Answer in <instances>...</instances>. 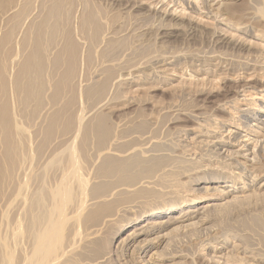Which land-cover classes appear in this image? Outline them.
<instances>
[{"label":"rangeland","instance_id":"obj_1","mask_svg":"<svg viewBox=\"0 0 264 264\" xmlns=\"http://www.w3.org/2000/svg\"><path fill=\"white\" fill-rule=\"evenodd\" d=\"M10 1L13 0H0V41H3L2 38L5 36L2 34H5L7 32H5V30L9 29L8 23L9 20H11L12 14L8 20L7 15L14 12V10H6L9 5L12 4ZM18 1L22 2V0ZM27 1L29 0H26V2ZM30 1L32 2V6H30L31 3L28 2L29 5L26 3V9L32 12L30 13L29 11V14L26 10V12L22 13V15H24L21 16L20 19L22 17L24 19L22 18L21 22L19 19V24L17 23L13 28L14 33L12 32L13 30L10 32L12 38L9 37L8 42L5 44L6 46L4 44V47L1 45V51L6 50L4 48L7 47V51L0 52L2 55H5V52H7L4 57L9 66L6 65L8 68L5 69V72H7L4 73V76H8L6 80L9 83L10 79L14 76L13 72H17L20 67L19 64L26 55L25 52L27 48L24 50L22 47L23 41L21 40L25 34L24 31H27L26 29H28L29 23L38 19L33 16H37V14L39 16L41 13L39 7L42 6L40 4H42L43 0ZM68 1L65 2L66 4L64 3V7H66L65 10L68 9L71 11H69L70 14L67 13L68 10L66 11V17L68 15L72 17L70 18L68 16L66 18L69 20L67 23H70L68 25L66 24V29L69 33L71 31L70 35L74 38L70 41L72 42L71 45L73 46V43H76L78 47L74 45L77 52L75 56V58L77 57L76 65L77 63L78 65H75L76 67L74 68L77 70L74 69L75 72L73 71L70 80L78 85L75 84V87L72 85L74 89H72L73 87L71 86L72 88L70 87L69 91H67L68 88L65 90L66 92H62V96L60 95L58 98L59 101L57 100V104L55 103L57 106L55 104L51 105L46 101V107V102H43L45 105L42 106L44 107L38 108L41 110L37 109L38 112L32 113L33 117L32 114H30V118H28L30 115L26 117L21 116L19 105L15 100V93L10 90L11 84H9L8 89L6 87V94L4 92L8 97L6 98L4 95V98H2L3 96L1 97L4 100L0 98V104L5 105V107H7L6 109H8L6 110L8 117V137L10 138L8 139L9 148H11L9 149L10 151L4 155L7 159H5L4 156L2 158L1 154L3 153H0V158L2 160L0 161V252L2 254H0L1 256L4 255L0 258V263L4 257H6V251L10 249L12 252L14 251L13 264H18L20 259H22L20 264H24L23 260H25L27 255L32 251V243L34 241L32 234L43 226V222H41L40 226L39 224L35 225L34 217H37V213L41 215L44 211L46 212L44 209L50 211L53 207L52 203L54 202L50 195L51 190L59 184L63 173H65L64 170L66 166H64L63 162H65L66 155L64 149L66 150L67 147L73 145V142L74 146L78 143L74 139L77 138L76 140L79 141V136H81L79 133L82 132L81 128L92 119V115L94 118L97 114L107 113V116L110 117H108V119L112 122V125L113 123L114 125L118 124L115 127L117 131L114 128L115 134L120 135L122 133L111 141L109 145L110 148L114 146L113 144L118 145L119 140L120 143L124 141L122 143L124 146L122 144H119L120 146L116 145L118 148L122 147L123 149H129L132 144L131 147L137 145L136 147L140 149L143 148L147 150L149 148L148 150L150 153L147 150L148 153L146 154H151L152 156L155 154L157 156V154L160 153L159 157L166 155L168 159L166 156L163 157L166 159V163L169 165L171 164V166L168 168L167 165L165 166V163L162 167L164 171L162 168H159L160 171L162 170L161 172H159L158 169L154 171L156 174H151L152 176L154 174L153 178L150 176L151 180L149 177L144 178L145 176H139V178H142H140L142 182H138L140 180L138 178V181L136 180L138 184H136L135 181L134 183L136 186L133 184L131 185L133 187L130 189L128 188L130 186L126 187L127 185H123L122 187L121 185H118L119 187L114 186L111 188L112 191L111 189L109 190L112 194L109 192L106 193L110 194V197L108 195L103 197V199L100 198L101 201L99 199H97L98 201L96 199L89 200L90 198L87 196L84 208H82V210L80 209L79 212L77 211L78 189H76L75 184H72L71 187H74L72 189L76 190H72V193L75 192L68 202L70 205L67 204L65 210V215L68 212H70V214L68 213L66 215L67 217L65 216V224H63L64 226L61 232L63 235L66 234V237L64 235L66 243L63 242V246L59 249L60 252L56 259L57 263L55 264H63L61 263L64 261L63 257L65 258L64 264L68 261V264H264V38H262L264 37V0H192L191 2L183 0H86V5L90 6L91 4V7L93 6L97 11L99 23L101 22V25L104 24L103 27L106 26L104 27L105 30L103 29V33H101V39L98 38L99 40H96L97 42L94 41V43L86 38L87 34L84 32L83 28L81 29V27H79L81 26L79 25L81 14L84 13L82 12L84 11L83 8L86 7L84 0ZM38 3H40V6ZM66 5H68V7ZM98 7L104 12H99ZM37 9L40 13H37ZM5 11L7 12L6 14ZM25 13H28L26 14L28 18L24 17ZM30 19L32 22H30ZM27 24L28 26H26ZM257 32L261 34V36L255 37L254 34H257ZM72 36H69L70 40ZM105 38H109L112 41L118 38L120 41L115 40L116 43L124 41L125 44L120 45L119 43L116 49L118 50L119 47L120 49L117 52L115 50V53H113L114 55H111L113 57L110 55L107 57L104 53L101 54V56H103L101 57L99 54L106 48L107 43L111 41ZM87 40L90 41L92 45L88 43ZM58 46L59 44L54 45L55 48L50 46L52 50L49 47L50 49L47 50L49 55L48 58L54 56V51L56 48L58 49L60 47ZM24 47L26 46L24 45ZM89 47L94 51L91 50L90 52ZM87 49H89L88 55L90 57L86 54ZM86 56L89 57L90 60H86ZM85 61H89V63ZM110 66L114 69L111 70ZM107 67L111 72L106 69ZM101 70L105 71V73ZM106 70L109 73L113 72V77H116L113 78L110 76L111 80L109 79V82H113L108 84V90L104 94L107 95L103 96L105 100L103 98L100 101L98 99L95 100L96 103L99 102L97 106L94 105L93 99L92 101L91 99L89 100V98H87L89 101L86 99L85 95H83V90L86 86L93 85L94 80L97 82L99 78L101 79L108 73ZM143 74L145 75L143 76ZM48 77L47 83L49 84H46L48 87L45 89L46 97H49L50 93L48 94V92H51V84L54 82V77L52 78L53 80L51 79L52 76L49 75ZM72 78L74 79L72 80ZM50 79L52 82H49ZM123 81H125V83ZM72 82H70V85L73 84ZM85 84L87 85L85 86ZM117 85L123 87L118 86L117 88ZM76 86L77 89H75ZM64 93L68 96L70 94L69 97L67 96V100L68 98L72 100V102L70 101L68 103V110H66L68 115H70L68 117L70 121H68L71 124L72 122L73 124L77 122L76 124L78 126L74 125L72 126V130L70 128V130H66V132H64L65 130L61 132L58 128H56V130L53 129V134L48 136L50 143H52L49 144L48 141L45 146L47 149L44 148L42 152H39V140L44 134L42 129L45 127L43 128V125L46 124L44 121L48 122L47 114L49 112L52 113L55 110L61 109L67 102ZM71 95L73 97H71ZM119 96L122 97L120 98ZM8 98L9 100H7ZM46 99L48 100V98ZM1 101L6 102L4 104L1 103ZM59 104H61V108H58V106L60 107ZM79 116H81V118H78ZM42 118L44 119L42 120ZM140 119L141 121H139ZM124 120H130L132 124L130 121L129 123ZM138 121L149 122L146 124V127L147 125L149 127L146 130L144 129L145 131L142 129L141 134L138 133L139 130L134 129ZM82 122H85L84 125ZM124 124L128 125L130 128H128V126L126 128ZM120 125V129L117 128V126L119 127ZM75 126L77 127L74 128ZM212 126L214 128H212ZM122 127L125 128V130H123ZM131 127H133V130H131ZM230 128L233 132H230ZM73 129L75 133H71ZM127 129L130 130L129 132L133 131L134 133H129ZM200 130L202 133H209H205L206 136L200 140L192 137L194 133ZM42 131L43 133L41 134ZM67 131L70 132L72 136L68 135L69 133L67 134ZM139 132H141V130ZM73 134L75 135L74 139ZM63 136L65 138H69L70 136L71 139L69 138L63 141ZM147 137L149 138L147 139L148 141L146 140ZM242 137H248L251 143H249L250 145L247 147L249 151L242 150L246 149V147L241 146L242 153L241 151L238 153L236 144H239L238 141L241 140ZM56 139H58L59 143ZM72 139L74 141H72ZM221 139L224 141L223 144L226 143L225 145L218 143L221 142ZM115 141L117 142L114 143ZM64 142L66 144L63 145L62 143ZM124 143L127 144L125 145ZM155 143H157V145H155ZM53 144L60 146V148L57 147V150L54 148L56 146ZM59 144L63 146L61 147ZM67 144L68 146H65ZM254 144H256L255 147ZM150 146L152 148H150ZM154 146L155 148H153ZM1 148L2 144L0 146V152ZM53 148L56 150H54V153H51ZM59 150L62 152L60 151L59 153ZM232 150L234 152H232ZM10 152H13V154L10 155ZM49 152L52 155H56L55 153H57V156L59 154L60 157L64 154V159L61 157L63 160L59 158L61 162L58 160V164L56 163L55 167L54 165L53 167L48 165V167L47 162L48 160L50 161L52 157ZM113 152L117 153L116 150L111 151V153ZM245 152L247 153L246 156ZM40 154H42L43 157ZM45 155L50 157H45ZM93 157L96 160H92ZM173 157L174 160H172ZM45 158L47 159L45 160ZM169 158L172 163L176 160L174 163L176 167H174V164L172 165ZM178 158L182 159V164L181 160ZM99 160L100 157H97L93 153L90 164L92 162L94 163L91 165H89L88 161L87 164V162L80 160V166L83 165V163L85 165V167L84 165L81 167L83 169L81 171L84 172L86 169V174L88 176L83 172L82 174H84V176L86 175L85 178L89 181V184L97 180L94 175L95 166L98 164ZM167 160H169L170 163L169 161L167 162ZM185 163L186 165L184 166L183 164ZM61 166H64V170H62L63 168ZM86 166H89L91 169ZM178 166L180 170H178ZM218 166L219 168H217ZM228 169L231 172H229ZM168 170L170 172H168ZM172 170H174L175 173L173 174L175 175H171L173 172ZM158 175L160 177L162 176L161 179ZM237 175L240 176L238 177ZM166 176H168V178ZM174 177L175 180H173ZM56 180H58V182ZM211 180H217L219 182H210ZM148 181L149 184L147 183ZM28 185H30V187H28ZM137 185L139 187L142 186L141 189ZM228 185H232L233 190L226 195L227 193L224 192V187L227 189L230 188ZM205 186L211 190H206ZM42 187H44L43 190ZM137 187L138 189H136ZM45 188H47L46 192L48 191L45 193V196H49L43 197L42 194H44ZM120 189L122 192L118 194L117 192L121 191ZM125 189L126 191L129 190L130 194L134 193L135 195H129V192L124 194L126 193L123 192ZM134 189L137 193L133 192ZM138 190L140 191L139 193ZM34 192H39L38 194L36 193L37 198L39 194L42 196V199H40L41 202L38 200L35 203L37 198L33 199L36 197L33 195ZM40 192H42V194ZM114 192L115 194H113ZM115 195L116 197H114ZM118 195H124L122 198L126 197L122 199ZM128 195L130 198H128ZM198 196H206L208 199L201 200V202L197 201V203H191L190 205L193 206L189 207L192 210L194 209L193 211L190 208L186 209V212L191 213L190 216L192 217V219H190L191 224H187V227L184 225H182V227H180L181 225H171L167 228H163L162 222L165 223L167 217L151 219L144 217V220H141L139 223L131 222L135 218L142 217V215L149 210L162 206L164 202H171L173 208L175 207L177 210L170 214L174 213L176 215V213L185 209L184 207H187V205L184 204L192 202V200H195ZM130 199L132 202H129ZM102 200L106 201L103 202ZM90 201L92 203L94 202V205H97L94 207L92 206V208L88 207V205H93ZM48 202L50 203L47 204ZM127 202H129V204ZM27 205H29V207ZM30 206L31 208L34 207V212H31ZM37 206H39V208L41 206V208L39 209ZM202 206L204 207L202 208ZM189 210L191 212H189ZM72 211H74L73 215ZM200 211L203 212L201 213ZM28 216L34 219L31 220ZM27 218L29 220H27ZM30 220L32 222H30ZM141 223L152 224L157 228L155 234L149 235V238L162 235L161 238H158L162 242L158 241L160 243L157 242L153 247L147 248L144 246V242L139 243L142 241V238H146L144 236L138 237L133 243H131L129 239H126L127 236L128 238L130 237V232L138 226V224L141 225ZM192 223L194 225H192ZM196 223L197 225H195ZM30 227L33 228L31 229ZM30 229L31 231H29ZM33 229L36 230L33 231ZM26 231L29 232L27 233ZM91 231L96 233L93 234ZM87 233H89L88 237L85 236ZM30 237H32V239ZM18 238L20 239L19 243L16 242ZM65 244H67L66 248L64 247ZM13 245L15 247H13Z\"/></svg>","mask_w":264,"mask_h":264},{"label":"bare ground","instance_id":"obj_2","mask_svg":"<svg viewBox=\"0 0 264 264\" xmlns=\"http://www.w3.org/2000/svg\"><path fill=\"white\" fill-rule=\"evenodd\" d=\"M21 1V0H20ZM33 1V0H32ZM40 1V0H39ZM42 1V0H41ZM68 1V0H67ZM66 0H43V2H42V4H40V3H38V5L40 4V5H42V6H37V7H39V10H41V13L39 12V10L37 11V13H40L39 14V16H38V14H37V16L35 15V16H33L34 18L36 17V18H38L37 20H33L32 18V20L34 21V22H32V20L30 19V22H32V23H29L30 25L28 26V24L26 25V26H28L27 28L28 29H26L27 31H24V35H23V38L21 39L23 42V48H24V50H25V48H27V51L25 52L26 53V55L24 56V59H23V57H22V59H23V61L19 64V68H18V70H17V72L15 73V72H13L14 73V76L12 77V79H10V83L9 82H7V80H6V78L8 77H6V76H4L5 74L4 73H6L5 72V69H7L8 67H6V65H8L9 66V64H7L8 62H7V60H6V58L4 57L6 54H7V52H5L6 54L5 55H2V53L1 52H4V51H7V47L6 48H4V49H6V50H4V51H1V49H2V46L1 45H5L6 44V42H8V39H9V37H11L10 36V32L13 30V28L17 25V23H18V21H19V19H20V17L21 16H23L22 15V13H24V12H26V8H27V4L26 3H28V2H30L31 4H30V6H32V2L29 0V1H27L26 2V0H22V2H19L18 0H13V1H10V2H12V4H10L9 5V7L6 9V10H8V11H10V10H14V12H12V13H10V14H8L7 15V20L9 19V17H10V15H11V20H9V23L7 22V20H6V22L8 23V25H9V27H8V25H7V27L9 28L8 30H5V34L3 33L2 35L4 36V38H2L3 39V41H0V98L2 97V98H4V95L6 94V87H7V89L9 88V84H11V91L12 92H14L15 93V100L17 101V104L19 105V109H20V113H21V116H27V115H30V114H32V113H35V112H38L37 111V109L38 108H42V107H44V106H42V105H45V104H43V102H46V101H48L51 105H54L56 102H57V100L59 101V96L61 95L62 96V92H66L65 90H67L68 88V90L67 91H69L70 90V87L73 85L74 87H75V84L76 83H74V82H72L71 80H70V77H71V75H72V73H73V71H74V67H76L77 65H78V63H77V65H76V58H75V56H76V54H77V52H76V43H73L76 47H74V45L72 46L71 45V43L72 42H70V41H72V39H74L73 38V36L72 35H70V33H71V31H70V33H69V31L67 32V29H66V27H67V25L68 24H70V23H67V22H69V20L68 19H66L68 16L70 17V15H68L67 17H66V15H67V13L68 14H70L69 13V11H71V10H65L66 9V7H64V3L65 2H67ZM86 0H84V3H85V6H83V7H85V8H83L84 9V11H82V12H84L83 14H81V17H80V20H79V25H81V26H79V27H81V29L83 28V30H84V32L87 34V37L86 38H88L89 40H91V42L92 43H94V41H96V40H99V39H101V33H103V29L105 30V28L104 27H106V26H104L103 27V25L104 24H100L99 23V18H97V16H98V14H97V11L94 9V7L92 6L91 7V4H90V6L88 7L86 4V2H85ZM183 1H192V0H183ZM194 1H197V0H194ZM193 1V2H194ZM200 1V0H199ZM68 2H72L71 0H69ZM88 2V1H87ZM204 2V1H203ZM212 2V1H211ZM34 3V2H33ZM224 3V2H223ZM66 4V3H65ZM186 4V3H185ZM197 4V3H196ZM28 5H29V3H28ZM73 5V4H72ZM71 5V6H72ZM180 5V4H179ZM191 5V4H190ZM67 7H68V5H66ZM187 6V5H186ZM42 7V8H41ZM73 7V6H72ZM96 7V6H95ZM41 8V9H40ZM97 8V7H96ZM173 8V7H172ZM179 8V7H178ZM194 8V7H193ZM203 8V7H202ZM28 9H31V8H28ZM70 9V8H69ZM98 11L100 12V11H102L99 7H98ZM181 10V9H180ZM192 10V9H191ZM29 11H30V13L32 12L31 10H27V12L29 13ZM34 11V10H33ZM66 11H67V13H66ZM178 11V10H177ZM102 12H104V11H102ZM7 12L5 11V14H6ZM28 13H25V16L24 17H27L28 18V16L26 15V14H28ZM29 13V14H30ZM35 14V13H34ZM101 14V13H100ZM206 14V13H205ZM264 14V13H263ZM72 15V14H71ZM103 15V14H102ZM194 15V14H193ZM32 16V15H31ZM72 17V16H71ZM70 17V18H71ZM196 17V16H195ZM212 17V16H211ZM23 18V17H22ZM22 18L20 19V22H21V20H22ZM102 18V17H101ZM24 19V18H23ZM29 21V20H28ZM19 24V23H18ZM67 24V25H66ZM102 26V30H101V26ZM25 26V27H26ZM6 27V28H7ZM241 28V27H240ZM16 29V28H15ZM24 29V28H23ZM71 29V28H70ZM238 29H239V27H238ZM245 29V28H244ZM25 30V29H24ZM68 30H69V28H68ZM13 33H14V30L12 31ZM82 32V31H81ZM83 32V33H84ZM105 32V31H104ZM69 33V34H68ZM84 33V34H85ZM111 33V32H110ZM105 34V33H104ZM114 34V33H113ZM13 35V34H12ZM72 36V38H71V40H70V37L69 36ZM106 35V34H105ZM105 35H104V37H105ZM255 35V37H259V36H261V34H259L258 32H257V34L255 33L254 34ZM263 36V35H262ZM12 38V37H11ZM99 38V39H98ZM262 38H264V37H262ZM106 39V38H105ZM104 39V40H105ZM109 39V38H108ZM108 39H106V40H108ZM113 39V38H112ZM121 39V38H120ZM258 39V38H257ZM109 40H111V39H109ZM114 40V39H113ZM116 41H120V40H118V38H116L115 39ZM114 40V41H115ZM88 41V40H87ZM114 41H107L108 43H107V46H106V48H102L103 49V51L99 54L100 56H101V54L102 53H104V55H106L107 57H108V55H114L113 53H115V50H116V52L117 51H119V49H120V47H119V49L117 50L116 48H118V46H119V43L120 42H118V43H116V41L114 42ZM122 41V40H121ZM21 42V41H20ZM74 42H75V40H74ZM97 42V41H96ZM98 42H100V41H98ZM106 42V41H105ZM88 43H90V41H88ZM87 43V44H88ZM101 43V42H100ZM99 43V44H100ZM59 44V48L57 49L56 48V52L54 51V56H52V57H50V58H48V53H47V50L48 49H50L51 47L50 46H52V47H54V45H58ZM91 44V43H90ZM122 44H125L124 43V41H122L121 43H120V45H122ZM4 45H3V47H4ZM24 45L26 46V47H24ZM92 45V44H91ZM93 45H95V44H93ZM6 46V45H5ZM104 46V47H105ZM21 47V48H22ZM50 47V48H49ZM57 47V46H56ZM92 47V46H91ZM122 47V46H121ZM55 48V47H54ZM78 48V47H77ZM90 48V47H89ZM93 48V47H92ZM92 48H90V50L89 49H87V55H88V50L91 52V50L92 51H94ZM101 49V48H100ZM51 50H52V48H51ZM77 51H78V49H77ZM24 53V54H25ZM50 53H51V51H50ZM94 53V52H93ZM53 54V53H52ZM91 55V54H90ZM93 55V54H92ZM116 55V54H115ZM172 55H174V54H172ZM196 55V54H195ZM78 56V55H77ZM89 56V55H88ZM99 56V57H100ZM110 56H109V60H110ZM87 57V56H86ZM90 57V56H89ZM89 57H87L86 58V60H90L89 59ZM101 57H103V56H101ZM100 57V58H101ZM106 57V58H107ZM111 57H113V56H111ZM161 57V56H160ZM175 57V56H174ZM193 57H194V55H193ZM92 58H93V56H92ZM171 58V57H170ZM179 58V57H178ZM200 58V57H199ZM203 58V57H202ZM21 59V60H22ZM101 59H103V58H101ZM156 59V58H155ZM209 59V58H208ZM6 60V61H5ZM17 60V59H16ZM20 60V61H21ZM107 60V59H106ZM163 60V59H162ZM180 60V59H179ZM19 61V62H20ZM92 61V60H91ZM103 61V60H102ZM108 61V60H107ZM185 61V60H184ZM7 62V63H6ZM16 62V61H15ZM78 62V61H77ZM86 62V61H85ZM104 62H105V60H104ZM148 62V61H147ZM169 62V61H168ZM167 62V63H168ZM171 62V61H170ZM182 62V61H181ZM191 62V61H190ZM205 62V61H204ZM86 63H89V61H87ZM155 64V63H154ZM166 64V63H165ZM174 64V63H173ZM204 64V63H203ZM208 64V63H207ZM76 65V66H75ZM168 65V64H167ZM107 66V65H106ZM113 66V65H112ZM109 67V66H108ZM108 67L106 68V69H108ZM156 67H158V66H156ZM161 67V66H160ZM204 67V66H203ZM168 68V67H167ZM198 68V67H197ZM105 69V68H104ZM103 69V70H104ZM110 69L111 70H113L112 69V67L110 66ZM110 69H108V70H110ZM150 69V68H149ZM154 69V68H153ZM9 70H10V67H9ZM75 70H77V69H75ZM99 70V69H98ZM103 70H101V71H103ZM111 70H110V72H111ZM139 70V69H138ZM157 70V69H156ZM159 70V69H158ZM204 70V69H203ZM206 70V69H205ZM16 71V70H15ZM107 71V70H106ZM140 71V70H139ZM162 71V70H161ZM167 71V70H166ZM75 72V71H74ZM104 73H105V71H103ZM108 72V71H107ZM153 72V71H152ZM200 72V71H199ZM77 73V72H76ZM113 73V72H112ZM112 73H106L101 79L99 78V80L96 82L95 80V83H94V81H93V85H90V86H86L87 84H85V89L83 90V95H85V97H86V99L87 98H89V100L91 99V101H92V99H93V101H94V105H97L98 103H96V99H98L99 101L103 98L104 99V97L103 96H106V95H104L106 92H107V90H108V84H110V83H112L111 81L109 82V79L111 80V78H110V76L111 77H113V75H112ZM212 73V72H211ZM75 74V73H74ZM147 74V73H146ZM162 74V73H161ZM164 74V73H163ZM197 74V73H196ZM52 76L51 77V79L54 77V82L51 84L52 85V88L50 89L51 90V92H48V94H49V97H46V94H45V89L48 87V85L46 86V84H49V83H47V78H49L48 76ZM101 75H102V73H101ZM117 75V74H116ZM145 74H143V76H144ZM156 75V74H155ZM10 76H12V75H10ZM55 76H56V78H55ZM151 76V75H150ZM166 76V75H165ZM74 77H75V75H74ZM114 77H116V76H114ZM113 77V78H114ZM140 77V76H139ZM11 78V77H10ZM151 78V77H150ZM50 79V81L49 82H52V80ZM74 78H72V80H73ZM122 79H125V78H122ZM138 79V78H137ZM144 79H145V77H144ZM143 79V80H144ZM84 80V79H83ZM112 80H114V79H112ZM119 80V79H118ZM133 80V79H132ZM131 80V81H132ZM136 80V79H135ZM146 80H147V78H146ZM145 80V81H146ZM149 80V79H148ZM157 80V79H156ZM9 81V80H8ZM75 81V80H74ZM70 82H72L73 84H71L70 85ZM124 83H125V81H123ZM8 83V84H7ZM118 83H120V82H118ZM130 83V82H129ZM132 83V82H131ZM8 85V86H7ZM76 85H78V84H76ZM112 85V84H111ZM122 85H125V84H122ZM72 86V87H73ZM118 86H120V85H117V88H118ZM126 86V85H125ZM71 87V88H72ZM74 87L72 88V89H74ZM110 87V86H109ZM120 87H123V86H120ZM83 88V87H82ZM75 89H77V86H76V88ZM121 90V89H120ZM78 91V90H77ZM77 91H75V92H77ZM4 92H5V94H4ZM47 92V91H46ZM117 92V91H116ZM73 93H74V90H73ZM82 93V92H81ZM80 93V94H81ZM65 95H66V93H64ZM67 94H68V92H67ZM263 94V93H262ZM12 95H13V93H12ZM73 95V94H72ZM71 95V97H73ZM75 95V94H74ZM67 96L68 95H66V100H67ZM69 96H70V94H69ZM68 96V97H69ZM117 96H118V94H117ZM5 97L7 98L8 96H6L5 95ZM84 97V96H83ZM111 97H113V96H111ZM115 97V96H114ZM120 97V96H119ZM119 97H117V98H119ZM122 97V96H121ZM120 97V98H121ZM261 97V96H260ZM1 98V99H2ZM13 98V97H12ZM46 98H48V100L46 99ZM61 98V97H60ZM116 98V97H115ZM114 98V99H115ZM252 98V97H251ZM13 99V100H14ZM84 99V98H83ZM85 99V100H86ZM2 100H4V99H2ZM7 100H9V98L7 99ZM6 100V101H7ZM45 100V101H44ZM88 100V99H87ZM88 100V101H89ZM105 100V99H104ZM112 100H113V98H112ZM5 101V102H6ZM64 101H65V99H64ZM72 102V100H71V98H68V100H67V102L64 104V106H63V104H62V108H61V104H59L60 105V107L58 106V108H61V109H58V110H55V109H52V110H55L54 112H52V113H48L47 115H48V122H46V121H44V123H46V124H44L43 125V128L44 129H42L43 131H44V134H43V136H42V138L39 140V142H40V146H39V152L41 151H43L44 150V148H46L47 149V147H45L46 146V144L48 143V141L50 140V139H48L49 137V135L50 134H53L52 133V131L54 132V130H56V128H58V130H61V132H62V130L64 131V132H66V130H70V128H71V130H72V126H74V125H77L76 123L75 124H73V122H72V124L71 123H69V116L70 115H68V113H67V111L66 110H68V103L69 102ZM90 101V102H91ZM110 101V100H109ZM115 101V100H114ZM119 101V100H118ZM5 102H3V101H1V103H4L5 104ZM107 102V101H106ZM93 103V102H92ZM101 103V102H100ZM57 104V103H56ZM55 104V105H56ZM90 104V103H89ZM259 104V103H258ZM7 105V104H6ZM250 105V104H249ZM57 106V105H56ZM98 106V105H97ZM46 107H47V102H46ZM50 107H52V106H50ZM92 107V106H91ZM104 107V106H103ZM250 107V106H249ZM252 107H254V106H252ZM7 107H5V105H2V104H0V135H1V143H0V146H1V144H2V148H1V152L0 153H3V154H1L2 155V158H3V156L4 155H6L7 153H8V151H10L9 149H11V148H9L10 146H9V137H8V117H7V111L6 110H8V109H6ZM90 108V107H89ZM95 108V107H94ZM116 108V107H115ZM248 108V107H247ZM260 108V107H259ZM48 109H50V108H48ZM92 109V108H91ZM113 109V108H112ZM262 109V108H261ZM38 110H41V109H38ZM52 110H50V111H52ZM89 110V109H88ZM115 110V109H114ZM118 110V109H117ZM242 110V109H241ZM255 110V109H254ZM42 111H43V109H42ZM252 111H253V109H252ZM100 112V111H99ZM39 113H40V111H39ZM38 114V113H37ZM43 114V113H42ZM46 114V113H45ZM74 114V113H73ZM255 114V113H254ZM35 115V114H34ZM40 116V115H39ZM73 116V115H72ZM31 117V115L28 117V118H30ZM32 117H33V114H32ZM36 117V116H35ZM38 117V116H37ZM41 117H42V115H41ZM108 117L109 116H107V113H101V114H97L94 118H93V115H92V119L89 121V122H87L85 125H84V123H83V128H81V127H79V128H81L82 129V132L81 133H79V135H81V136H79V141H77L76 139H74L75 138V135H74V137H73V139L76 141V142H78V143H76L75 144V146H74V142H73V145H71V146H69V147H67L66 148V150L64 149V151H65V155L64 154H62L61 155V157L64 159V156L66 157L65 158V162H63L64 163V166H66V168H65V170H64V166H61L63 169L62 170H64L65 171V173H63V176H62V178H61V180H60V182H59V184L53 189V190H51V193H50V195H51V198H52V200H53V202L54 203H52L53 204V207L50 209V211H47V209H44V210H46V212L44 211L43 213H41V215H38V213H37V210H36V213H37V217H34L35 218V225H38L39 224V226H40V224H41V222H43V226H41L40 228L41 229H39L38 231H35V233H33L32 234V236L34 237V241H33V246H32V251H31V253L30 254H26L27 255V257L25 258V260H23L24 261V264H55V263H57L56 262V259H57V256H58V254H59V252H60V250L59 249H61V246H63V242H65V237H66V234H64L65 235V237H64V235L61 233L62 232V228H63V224H65L64 223V220H65V218L67 217L66 215L69 213L70 214V212H68L66 215H65V210H66V207H67V204H69L70 205V203H68L69 201H70V199H71V197H72V194L75 192H73L72 193V190H76V189H78L77 191H78V194H77V200H78V206H77V211L79 212V210L81 209L82 210V208H84V204L86 203L85 202V200H86V198H87V196L90 198L89 200H93V199H99L100 200V198H102L103 199V197H106V196H108L109 195V197H110V194H112L111 193V191H112V189L111 188H113L114 186H120L121 185V187L123 186V185H127L126 187H128V186H130V187H128L129 189L131 188V187H133V186H131V185H135L136 186V184H138L137 183V179L139 178V176H141V177H143V176H145L144 178H146V177H149V179L151 178L150 176H152L151 174L152 173H154V171H156L157 169H158V171L159 172H161L160 171V169L159 168H162L163 166H164V164L166 163V159H164V157L163 156H166V155H163V156H161V157H159V154H157V156L154 154V156H152L151 154L150 155H148V154H146V153H150V151L147 149V148H145V149H147L148 150V152H147V150H144L143 148L142 149H140V148H137L136 146H135V144H134V146L135 147H129V149L127 148V149H123L122 147H120V148H118L117 146L120 144H122L123 142H121L120 143V140H119V144L117 145V144H113L114 146L112 147V148H110L109 147V145H110V143H111V141L115 138V137H118V136H120V135H118V134H115V131H114V128L116 127V125H118V124H115L114 125V123H113V125H112V122L108 119ZM78 118H81V116H79ZM110 118V117H109ZM44 118H42V120H43ZM46 119V118H45ZM77 119V118H76ZM76 119H74L75 121H77ZM260 119H261V117H260ZM264 119V118H263ZM262 119V120H263ZM41 120V119H40ZM47 120V119H46ZM61 120V121H60ZM69 120V121H68ZM74 120H72V121H74ZM131 120V119H130ZM130 120H126V121H130ZM241 120V119H240ZM79 121V120H78ZM125 121V120H124ZM125 121V122H126ZM132 121V120H131ZM130 121V122H131ZM139 121H141V119L139 120ZM138 121V122H139ZM144 121V120H143ZM137 122V124L134 126V129L135 130H141V132H139L138 131V133H142V129L144 130H146L149 126L147 125V127H146V124L147 123H149V122ZM146 121H149V120H146ZM239 121V120H238ZM264 121V120H263ZM43 122V121H42ZM41 122V123H42ZM79 122H81V121H79ZM111 122V123H110ZM122 122V121H121ZM129 122V123H130ZM133 122V121H132ZM132 122H131V124H132ZM135 122V121H134ZM249 123V122H248ZM123 124V123H122ZM121 124V125H122ZM126 124V123H125ZM124 124V125H125ZM128 124V123H127ZM134 124V123H133ZM245 124V123H244ZM255 124V123H254ZM46 125V126H45ZM82 125V124H81ZM121 125L118 127L117 126V128H119L120 129V127H121ZM78 126V125H77ZM77 126H75L74 128H76ZM126 126V128H127V126L128 125H125ZM125 126H123V127H125ZM130 126H132V125H130ZM248 126V125H247ZM251 126V125H250ZM259 126V125H258ZM122 127V128H123ZM146 127V128H145ZM249 127V126H248ZM256 127V126H255ZM121 128V129H122ZM128 128H130L129 126H128ZM132 129L131 130H133V127H131ZM202 128V127H201ZM212 128H214L213 126H212ZM227 128V127H226ZM259 128H261V127H259ZM54 129V130H53ZM209 129V128H208ZM221 129V128H220ZM248 129V128H247ZM76 130V129H75ZM115 130H116V128H115ZM123 130H125V128H123ZM128 130V129H127ZM144 130V131H145ZM191 130V129H190ZM217 130V129H216ZM215 130V131H216ZM223 130V129H222ZM225 130V129H224ZM229 130V129H228ZM43 131L41 132V134L43 133ZM67 131V134L68 135H71L72 136V132H74L75 133V131H74V129H73V131H71V133L70 132H68ZM76 131H78V130H76ZM117 131V130H116ZM130 130H128V132H129ZM143 131V132H144ZM212 131H214V130H212ZM235 131V130H234ZM79 132V131H78ZM133 132V131H132ZM132 132H129V133H132ZM137 132V131H136ZM149 132V131H148ZM227 132H229V131H227ZM230 132H233V131H231V128H230ZM253 132V131H252ZM256 132V131H255ZM119 133V132H118ZM134 133V132H133ZM206 134L207 133H209V132H205ZM205 133H202L201 132V130L199 131V132H197V133H194V136H192V137H194V138H196V139H198V140H200L201 138H204V136H206V134ZM215 133V132H214ZM238 133V132H237ZM77 134V133H76ZM126 134V133H125ZM212 134V133H211ZM222 134V133H221ZM226 134V133H225ZM262 134H263V132H262ZM65 135H66V133H65ZM67 135V136H68ZM130 135H132V134H130ZM238 135H240V134H238ZM51 136V135H50ZM127 136V135H126ZM143 136V135H142ZM237 136V135H236ZM242 136H243V134H242ZM245 136V135H244ZM260 136V135H259ZM59 137V136H58ZM61 137V136H60ZM64 137V136H63ZM77 137V136H76ZM123 137V136H122ZM223 137V136H222ZM221 137V138H222ZM240 137V136H239ZM250 137V136H249ZM9 138V139H8ZM69 138L71 139V137L69 136ZM69 138H65L64 137V140L63 141H65L66 139H69ZM125 138V137H124ZM133 138H135V137H133ZM137 138V137H136ZM152 138V137H151ZM190 138H191V136H190ZM251 138V137H250ZM55 139V138H54ZM72 139V141H74ZM117 139H119V138H117ZM116 139V140H117ZM121 139V138H120ZM139 139V138H138ZM147 139H149L148 137L146 138V140ZM225 139V138H224ZM264 139V138H263ZM57 140V142L59 143V141H58V139H56ZM135 140V139H134ZM203 140V139H202ZM201 140V141H202ZM230 140V139H229ZM257 140V139H256ZM51 141H54V140H51ZM60 141H62V140H60ZM67 141H69V140H67ZM118 141V140H117ZM117 141H115L114 143H116ZM138 141V140H137ZM136 141V142H137ZM148 141V140H147ZM195 141V140H194ZM226 141H227V139H226ZM254 141V140H253ZM264 141V140H263ZM11 142V141H10ZM69 142H71V141H69ZM203 142V141H202ZM214 142V141H213ZM215 142H217V141H215ZM223 140L221 139V142H218V143H220V144H223ZM52 143V142H51ZM50 143V141H49V144H51ZM72 143V142H71ZM70 143V144H71ZM135 143V142H134ZM139 143V142H138ZM137 143V144H138ZM141 143V142H140ZM200 143V142H199ZM238 143L239 144H236V146L238 147V149H237V151H238V153L241 151V153H242V150H248V148L247 147H249V143H251V141L249 140V138L248 137H242V139L241 140H239L238 141ZM256 143V142H255ZM11 144V143H10ZM48 144V145H49ZM56 144V143H55ZM55 144H53V145H55ZM63 145L64 144H66L65 142L64 143H62ZM62 144H59V145H61V147L63 146ZM69 144V143H68ZM68 144L67 145H65V146H68ZM125 144V143H124ZM127 144V143H126ZM125 144V145H126ZM153 144V143H152ZM161 144H163V143H161ZM204 144V143H203ZM209 144V143H208ZM214 144V143H213ZM226 143H224L223 145H225ZM47 145V146H48ZM53 145H51V146H53ZM57 145V144H56ZM55 145V146H56ZM117 145V146H116ZM119 145V146H120ZM123 145V144H122ZM143 145V144H142ZM154 145V144H153ZM155 145H157V143H155ZM160 145V144H159ZM211 145V144H210ZM235 145V144H234ZM255 145L256 144H254V147H255ZM111 146H112V144H111ZM124 146V145H123ZM144 146V145H143ZM246 147V149H242L241 150V148L242 147ZM258 146V145H257ZM54 147V146H53ZM60 148V146H56V147H54V148H56L57 150H58V148ZM159 147V146H158ZM211 147V146H210ZM215 147V146H214ZM236 147V148H237ZM52 149L53 151H51V153H54V150H56V149ZM122 148V149H121ZM150 148H152L151 146H150ZM153 148H155V146L153 147ZM156 148H157V146H156ZM217 148V147H216ZM235 148V149H236ZM251 148V147H250ZM45 149V150H46ZM62 149V148H61ZM92 149V150H91ZM3 150V151H2ZM117 151V153H111V151ZM217 150V149H216ZM231 150V149H230ZM234 150V149H233ZM232 150V152H234ZM50 151V150H49ZM60 151L61 150H59V153H60ZM153 151H155V150H153ZM236 151V152H237ZM249 151V150H248ZM251 151V150H250ZM62 152V151H61ZM151 152H152V149H151ZM219 152H220V150H219ZM229 152V151H228ZM253 152V151H252ZM11 154L10 155H12L13 154V152H10ZM47 153V152H46ZM50 153V152H49ZM48 153V154H49ZM50 153V154H51ZM92 153L93 154H95L97 157H100V160H99V162H98V164H96V166H95V178L97 179L96 180V182H94V183H91V184H89V181L85 178L86 177V169L84 168L85 167V165H84V163H83V165H84V172L83 171H81V170H83L81 167L83 166V165H81L80 166V160H82L83 162H89V165H91L92 163H94V162H92L91 164H90V161H91V158H92ZM153 153V152H152ZM218 153V152H217ZM246 153V152H245ZM56 155H52V157H51V159H50V161L48 160V164H47V166L49 165V166H52L53 167V165H54V167L56 166V163L58 164V160L61 162V160H63L60 156H59V154H58V156H57V153H55ZM232 154H234V153H232ZM237 154V153H236ZM249 154H250V152H249ZM10 155H9V157H10ZM41 156H42V154H40ZM40 155H39V157H40ZM162 155V154H161ZM247 155V153L245 154V156ZM94 156V155H93ZM169 156V155H168ZM5 157V156H4ZM8 157V158H9ZM43 157V156H42ZM45 157H50V156H46L45 155ZM167 157V156H166ZM11 158V157H10ZM59 158H61V160L59 159ZM96 158V157H95ZM182 158V157H181ZM181 158H178V159H180L181 160V164L183 163L182 162V159ZM5 159H7V157H5ZM4 159V160H5ZM39 159H41V158H39ZM44 159V158H43ZM47 158H45V160H46ZM167 159H168V157H167ZM172 159V158H171ZM176 159H177V157H176ZM230 159V158H229ZM44 160V161H45ZM92 160H96V159H94V157H93V159ZM169 160H170V158H169ZM169 160H167V162L169 161ZM172 160H174V157H173V159ZM180 160H179V163H180ZM254 160V159H253ZM0 161H2L1 160V158H0ZM171 161V160H170ZM170 161H169V163H170ZM185 161V160H184ZM42 162H43V160H42ZM88 162H87V164H88ZM96 162V161H95ZM175 162H176V160H175ZM174 162V163H175ZM177 162H178V160H177ZM186 162V161H185ZM227 162V161H226ZM171 163H172V161H171ZM174 163H172V165L174 164ZM242 163H244V162H242ZM2 164V163H1ZM46 164V163H45ZM176 164H178V163H176ZM95 165V164H94ZM168 166V168L171 166V164L169 165V164H165V166ZM184 166L186 165V163L185 164H183ZM188 165H189V163H188ZM48 166V167H49ZM60 166V165H59ZM179 166H180V164H179ZM179 166L177 167L178 168V170H180L179 169ZM208 166V165H207ZM225 166V165H224ZM230 166V165H229ZM47 167V168H48ZM51 167V168H52ZM87 168H89V166H86ZM92 167V166H91ZM174 167H176L175 166V164H174ZM182 167V166H181ZM215 167V166H214ZM228 167V166H227ZM231 167V166H230ZM217 168H219V166L217 167ZM222 168V167H221ZM224 168H226V167H224ZM49 169V168H48ZM89 169H91V168H89ZM94 169V168H93ZM163 169V168H162ZM183 169V168H182ZM170 170V169H169ZM168 170V172H170ZM206 170V169H205ZM217 170V169H216ZM223 170V169H222ZM240 170V169H239ZM61 171V170H60ZM163 171H164V169H163ZM173 171V172H172ZM171 172V175L173 174V173H175L174 172V170H172ZM225 171V170H224ZM228 171L229 172H231L229 169H228ZM82 172L84 173V174H86L85 176H84V174H82ZM159 172H157V173H159ZM167 172V171H166ZM221 172V171H220ZM228 172V173H229ZM242 172V171H241ZM240 172V173H241ZM88 173H89V171H88ZM94 173V172H93ZM164 173V172H163ZM162 173V174H163ZM210 173V172H209ZM225 173V172H224ZM92 174V173H91ZM154 174H156V173H154ZM154 174H153V176H152V178L154 177ZM29 175V174H28ZM161 175V174H160ZM173 175H175V174H173ZM230 175V174H229ZM88 176V175H87ZM93 176V177H94ZM159 176V175H158ZM170 176V175H169ZM202 176V175H201ZM235 176V175H234ZM238 176V175H237ZM240 176V175H239ZM238 176V177H239ZM255 176V175H254ZM32 177V176H31ZM140 177V178H141ZM160 177V176H159ZM162 177V176H161ZM161 177H160V179H161ZM163 177H164V175H163ZM167 178H168V176H166ZM165 177V178H166ZM208 177V176H207ZM214 177V176H213ZM217 177V176H216ZM215 177V178H216ZM221 177V176H220ZM232 177V176H231ZM25 178V177H24ZM59 178V177H58ZM91 178H92V175H91ZM139 178V179H140ZM143 178V179H144ZM165 178H163V179H165ZM166 178V179H167ZM142 179V178H141ZM139 180L138 182H142V180ZM169 179H170V177H169ZM193 179V178H192ZM211 179V178H210ZM209 179V180H210ZM214 179V178H213ZM241 179V178H240ZM252 179H254V178H252ZM30 180V179H29ZM137 180V181H136ZM145 180V179H144ZM151 180V179H150ZM173 180H175V177H174V179ZM172 180V181H173ZM57 182H58V180H56ZM136 181V184L134 183ZM146 181H147V179H146ZM163 181H165V180H163ZM169 181V180H168ZM172 181H170V182H172ZM199 181V180H198ZM200 181H202V180H200ZM31 182V181H30ZM93 182V181H92ZM166 182V181H165ZM210 182H214V183H218L219 181H217V180H211ZM236 182V181H235ZM146 183V182H145ZM148 184H149V181L147 182ZM30 184V183H29ZM72 184H75L76 186V189H72V188H74L73 186L71 187V185ZM26 185V184H25ZM232 185H233V183H232ZM232 185H228V186H230V188H225L224 186V189H225V193H227L226 195H228V193L231 191L232 192V190H233V186ZM118 186V187H119ZM134 186V187H135ZM138 186V185H137ZM204 186V185H203ZM202 186V187H203ZM208 186V185H207ZM28 187H30V185H28ZM125 187V186H124ZM139 187V186H138ZM138 187L136 188V189H138ZM142 187V186H141ZM141 187H139L140 189H141ZM144 187V186H143ZM195 187V186H194ZM206 187V186H205ZM212 187V186H211ZM215 187V186H214ZM43 188L44 187H42V190H43ZM213 188V187H212ZM222 188V187H221ZM245 188V187H244ZM25 189H26V187H25ZM29 189V188H28ZM46 189L47 188H45V191H44V194H42V192H40L42 195H43V197L45 196V193H47L46 192ZM111 189V191L109 192V190ZM197 189V188H196ZM207 189H210V188H207L206 187V190ZM39 190V189H38ZM41 190V189H40ZM41 190V191H42ZM119 190V189H118ZM121 190V189H120ZM135 190V189H134ZM133 190V192H136V190L134 191ZM204 190H205V188H204ZM204 190H202V191H204ZM211 190V189H210ZM28 191V190H27ZM132 191V190H131ZM218 191H222V190H218ZM110 193V194H106V193ZM120 192H122V190L121 191H119V192H117L118 194H120ZM123 192H126V193H124V194H127V192H129V195H133L132 193L130 194V191L129 190H127L126 191V189L125 190H123ZM140 191L138 190V193H139ZM143 192V191H142ZM172 192V191H171ZM190 192V191H189ZM37 194L39 193V192H36ZM36 193L34 192L33 193V195H35L36 196ZM77 193V192H76ZM137 193V192H136ZM225 193H223V194H225ZM113 194H115V192L113 193ZM123 194V193H122ZM174 194V193H173ZM180 194V193H179ZM31 195V194H30ZM29 195V198L31 197ZM128 195V198H130V196ZM135 195V194H134ZM46 196H49V195H46ZM45 196V197H46ZM76 196V195H75ZM74 196V197H75ZM118 196H120L121 198H122V196H124V195H118ZM157 196V195H156ZM155 196V197H156ZM176 196V195H175ZM114 197H116V195L114 196ZM126 197V196H125ZM125 197H123V198H125ZM180 197V196H179ZM194 197V196H193ZM35 198H37V196L36 197H34L33 199H35ZM49 198V197H48ZM113 198V197H112ZM121 198H119V199H121ZM122 198V199H123ZM127 198V199H128ZM177 198V197H176ZM31 199V198H30ZM33 199H32V202H33ZM40 199H42V196L39 194L38 195V198H37V200H35V203H36V201H40ZM44 199V198H43ZM75 199V198H74ZM114 199V198H113ZM115 199H117V198H115ZM131 199H132V196H131ZM131 199L129 200V202L131 201ZM178 199V198H177ZM205 199H208V197H206V196H198L195 200H192V199H190V200H192V202H190V203H187V204H184V205H187V207H184L185 209H182L180 212H178V213H176V215L173 213V214H170V213H172V212H174L175 210H177L175 207L173 208V206H172V204H171V202H164V204L162 205V206H160V207H156V208H154V209H151V210H149L148 212H146L145 214H143L142 215V217H139V218H135V219H133L131 222H133V223H139L141 220H144L143 218L145 217V218H147V219H151V218H164V217H167V220L165 221V223L164 222H162V220H161V222H162V227L163 228H167V227H169V226H171V225H181L180 227H182V225H184V226H186L187 224L189 225V224H191V222H190V219H192V217L190 216V214L191 213H187L186 211V209L187 208H190L189 206H191L190 204L191 203H197V201H199V202H201V200L203 201V200H205ZM49 200V199H48ZM76 200V201H77ZM108 200V199H107ZM133 200V199H132ZM172 200V199H171ZM179 200H180V198H179ZM30 201V200H29ZM95 201V200H94ZM98 201V200H97ZM101 201V200H100ZM103 202H105L104 200H102ZM127 201V200H126ZM175 201V200H174ZM196 201V202H195ZM31 202V201H30ZM41 202V201H40ZM88 202V201H87ZM129 202H127L128 204H129ZM132 202V201H131ZM134 202V201H133ZM173 202V201H172ZM179 202V201H178ZM198 202V203H199ZM34 203V204H35ZM38 203V202H37ZM50 202H48L47 204H49ZM75 203V202H74ZM90 203L91 204H93L91 201H90ZM96 203V202H95ZM99 203V202H98ZM176 203V202H175ZM30 204V203H29ZM40 204H42V203H40ZM72 204H73V199H72ZM100 204H101V202H100ZM133 204V203H132ZM31 205H33V204H31ZM68 205V206H69ZM88 205V204H87ZM95 205H97V204H95ZM94 204L93 205H88V207H91L92 208V206L94 207L95 206ZM28 207H29V205H27ZM35 206V205H34ZM43 206V205H42ZM45 206V205H44ZM73 206H75V205H73ZM72 206V207H73ZM183 206V205H182ZM193 206V205H192ZM191 206V207H192ZM196 206V205H195ZM38 208H39V206H37ZM36 207V208H37ZM47 207V206H46ZM46 207H44V208H46ZM87 207V206H86ZM87 207V208H88ZM204 206H202V208H203ZM206 207V206H205ZM40 208H41V206H40ZM39 208V209H40ZM90 208V209H91ZM125 208V207H124ZM127 208V207H126ZM132 208H133V206H132ZM182 208V207H181ZM27 209V208H26ZM32 209H33V211H32ZM38 209V210H39ZM74 209V208H73ZM149 209V208H148ZM191 209V208H190ZM30 210H31V212H34V207L33 208H31V206H30ZM192 210V209H191ZM194 210V209H193ZM192 210V211H193ZM205 210V209H204ZM29 211V210H28ZM27 211V212H28ZM40 211V210H39ZM38 211V212H39ZM43 211V210H42ZM67 211H68V209H67ZM76 211V212H77ZM126 211V210H125ZM128 211V210H127ZM73 212L74 211H72V215H73ZM189 212H191L190 210H189ZM201 212V211H200ZM203 212V211H202ZM201 212V213H202ZM25 214H26V212H25ZM28 214V213H27ZM32 214V213H31ZM30 215V214H29ZM76 215V214H75ZM196 215V214H195ZM27 216V215H26ZM30 216H32V215H30ZM35 216H36V214H35ZM66 216V217H65ZM132 217V216H131ZM28 218H30L29 216H28ZM27 218V220H29ZM33 218V219H34ZM201 218V217H200ZM31 219V218H30ZM33 219H31V220H33ZM146 219V220H147ZM30 220V222H32ZM200 221V220H199ZM67 222V221H66ZM144 222V221H143ZM148 222V221H147ZM190 222V223H189ZM159 223V222H158ZM195 223V222H194ZM199 223V222H198ZM32 224V223H31ZM200 224V223H199ZM101 225V224H100ZM131 225V224H130ZM155 225V224H154ZM161 225V224H160ZM192 225H194L193 223H192ZM191 225V226H192ZM195 225H197V223L195 224ZM31 226V225H30ZM32 226H34V225H32ZM92 226V225H91ZM97 226V225H96ZM178 226V227H179ZM95 227V226H94ZM98 227V226H97ZM176 227V226H175ZM187 227V226H186ZM193 227V226H192ZM24 228V227H23ZM31 229L33 228V227H30ZM36 228V227H35ZM90 228V227H89ZM88 228V229H89ZM93 228V227H92ZM96 228V227H95ZM177 228V227H176ZM31 229L29 230V231H31ZM38 229V228H37ZM157 228H155L152 224L150 225V224H142L141 223V225H139L138 224V226H136L131 232H130V237L128 238V236H127V238L126 239H129V241L131 242V243H133L138 237H141V236H144V237H146V238H142V241H140L139 243H142V242H144L143 244H144V246L145 247H147V248H150V247H153L154 245H156L157 244V242L158 241H161V240H159L158 238H161L162 237V235L161 236H159V237H156V236H152L151 238H149V235H151V234H155V230H156ZM172 229H173V227H172ZM179 229V228H178ZM23 230H25V229H23ZM26 230H28V229H26ZM34 230H36V229H33V231ZM99 230V229H98ZM97 230V231H98ZM160 230V229H159ZM28 231V232H29ZM27 232V231H26ZM27 232V233H28ZM92 232V231H91ZM159 232V231H158ZM90 233V232H89ZM89 233H87V235H85V236H87L88 237V234ZM93 234H95L96 232H92ZM91 234V233H90ZM129 234V233H128ZM14 235V234H13ZM17 235V234H16ZM15 235V236H16ZM84 235V234H83ZM82 235V236H83ZM92 235V234H91ZM18 236V235H17ZM20 236V235H19ZM85 236H84V238H85ZM90 236V235H89ZM149 239H148V238ZM20 238V237H19ZM17 239L16 240V242H18L19 243V241H20V239ZM31 239H32V237H30ZM29 238V239H30ZM94 238V237H93ZM15 239H16V237H15ZM30 239V240H31ZM64 239V240H63ZM67 239V238H66ZM86 239V238H85ZM29 240V241H30ZM91 240V239H90ZM140 240V239H139ZM86 241V240H85ZM126 241V240H125ZM87 242V241H86ZM91 242V241H90ZM162 242V241H161ZM66 243V242H65ZM136 243V242H135ZM138 243V242H137ZM158 243H160V242H158ZM16 244V243H15ZM31 244V245H32ZM130 244V243H129ZM143 244H141V245H143ZM66 245L67 244H65V248H66ZM138 245V244H137ZM17 246V245H16ZM69 246V245H68ZM135 246H136V244H135ZM13 247H15L14 245H13ZM63 247V248H64ZM138 247V246H137ZM140 247V246H139ZM63 248H62V250H63ZM14 249V248H13ZM31 250V249H30ZM29 250V251H30ZM154 251V250H153ZM1 253V252H0ZM29 253V252H28ZM63 253H64V251H63ZM62 253V254H63ZM2 254V253H1ZM1 254H0V258L1 257H3V256H1ZM61 255V254H60ZM65 255V254H64ZM150 255V254H149ZM13 256H14V251L12 252L10 249L8 250V251H6V257H4V259L2 260V262L0 263V264H13ZM16 256V255H15ZM62 257H63V255H62ZM61 257V258H62ZM102 257H104V256H102ZM15 258V257H14ZM16 258H17V256H16ZM98 258V257H97ZM99 258H101V257H99ZM140 258V257H139ZM144 258V257H143ZM63 259H64V261H65V258L63 257ZM62 259V260H63ZM151 259V258H150ZM60 260V259H59ZM61 260V261H62ZM97 260V259H96ZM20 261H22V259H20L19 260V263L18 264H20ZM64 261L63 262H61V263H63L64 264ZM67 261V260H66ZM95 261V260H94ZM146 261V260H145ZM69 262V261H68ZM68 262H65V264L67 263L68 264ZM149 262V261H148ZM14 263H15V261H14ZM99 263V262H98ZM144 263V262H143ZM23 264V263H22ZM137 264V263H136Z\"/></svg>","mask_w":264,"mask_h":264}]
</instances>
